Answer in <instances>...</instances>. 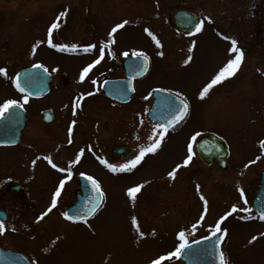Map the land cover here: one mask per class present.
Segmentation results:
<instances>
[{"label": "rangeland", "instance_id": "1", "mask_svg": "<svg viewBox=\"0 0 264 264\" xmlns=\"http://www.w3.org/2000/svg\"><path fill=\"white\" fill-rule=\"evenodd\" d=\"M177 8L192 11L199 17V36L178 35L171 28L170 17ZM87 21L106 30L127 21L116 31V48L143 50L153 60L151 73L138 86L137 96H142L141 88L151 85L184 92L181 94L186 92L191 103L188 126L214 130L226 140L227 167H205L196 159L195 164L183 168L181 163L187 156L179 142H174L169 149L173 140L170 136L162 149L146 157V164L141 168L115 172L108 177L101 169L91 167L93 172H99L101 178L97 176L96 181L105 200L87 224L64 222L56 210L47 221L43 219L34 225L33 218L44 208L40 206L43 199L59 185L54 177L38 178L25 173L33 161L44 164L43 157L47 156L58 162L66 159L69 166L73 165L84 136L98 134L101 144L104 142L107 129L103 130L102 122L105 120L110 132L114 131L115 142L119 141V135L130 130L125 134L126 143L139 151L157 138L153 132L155 127L142 115L149 101L137 98L132 100L129 110L109 109L101 98L87 95L90 86L75 81L80 79L83 62L72 61L61 55L63 50L51 46L76 43L83 35L90 38L91 32L84 28ZM54 22L58 27L49 32ZM263 23L264 0H0V68L6 70V74H0V104L8 99L16 100L26 112L21 142L16 147L0 149V196H10L3 186L6 182L20 185L24 192L19 195L18 212L11 208L12 214L18 215L20 229L0 234V241L5 238L22 244L37 264H150L151 260L175 251L181 243L178 237L181 231L189 240L207 232L219 215L230 213L223 222L228 232L225 263L264 264V224L240 227L247 219L241 221L230 212L233 205L237 204L238 208L241 190L243 196L252 194L256 176L264 169V147L261 146L264 141V44L259 36ZM145 29L161 42L157 44ZM233 40L242 54L241 62L233 76H228L225 89L213 95L211 106L206 108L200 92L235 58L236 53L230 51ZM242 47L247 49L244 54ZM218 57L222 62L211 59ZM34 62L52 74V81L45 96L35 99L27 96L25 102L26 95L14 84V74ZM64 75L74 81L67 83ZM190 81L196 89L191 96ZM78 102L83 111L77 109ZM43 109L52 111L51 124L41 121ZM73 121L76 122L73 141L64 146L67 137L63 131ZM84 153L86 162L91 153ZM88 159L89 164L93 163ZM16 164L20 170L17 178L13 173ZM177 165L181 166L176 168ZM83 168L70 167L69 171L76 170L73 172L76 173ZM173 169L176 171L169 177ZM137 185L141 186L140 190L134 198L129 197L127 189ZM75 190L76 180L67 177L60 192L61 205L71 200ZM24 196L36 205L28 209ZM12 202L7 200L3 204L11 206ZM202 214L204 218L200 220ZM133 217L137 225L132 224ZM161 264L183 263L178 256H173Z\"/></svg>", "mask_w": 264, "mask_h": 264}, {"label": "flooded vegetation", "instance_id": "2", "mask_svg": "<svg viewBox=\"0 0 264 264\" xmlns=\"http://www.w3.org/2000/svg\"><path fill=\"white\" fill-rule=\"evenodd\" d=\"M197 23H200V19L198 16H197ZM170 26L172 29L176 30L178 35L181 34V35H185V36H192V38L199 36L198 35L199 31L192 33V31H196L195 27L190 32L180 31L172 23V14L170 17ZM84 28H86L88 33L91 32L90 38L87 39V35H85V36L83 35V37L82 38L80 37L76 43H72V44H66L65 43L64 45L67 47L65 48V50L62 51L61 55L68 57L72 61H74L75 59H77L78 62L82 61L83 66L82 65L81 66L83 68H85L89 64H93L94 61L99 59V62L93 64V67L89 70L88 76L84 77L83 80H81V79L75 80V81H77V83L85 82L87 84V86H90V90H89L90 94H87V95H91V97L95 96V98L96 97L101 98L104 102H106L109 105V109L112 108L113 110L116 108L129 110V106H130L133 99L139 98V99H142L146 103H147V101H149L148 107L145 108L142 115H143V117H145L146 122L148 124H151L156 128L157 125H164V124L159 123V122H155L148 117V111H149L150 106L152 104L151 93L155 89L169 92L170 94L179 98L181 101L186 102L188 104V110L186 113L183 114L182 119H180L178 122H175L172 125H170L169 127H167V131L165 132L163 137H159L158 135L156 136L157 138H155V140L156 139L161 140V146L158 149L159 150L162 149L163 146L167 142H169L168 138L170 136H173L172 144L169 146V149L172 147L174 142H179L181 151L186 156H188L189 145L191 144L192 159L190 160V162L187 165H184L182 162L181 164H182L183 168L190 167V165L193 163L195 164L196 159L198 160L199 164H201L205 167L212 166V165H217L219 167V161L215 160V161L211 162L210 164H206L204 161H202L197 156V154L195 152V143L199 138L207 135L208 133L213 132V133L217 134V132L214 130H211V129L207 130L206 128H201V127L195 128L194 126H188V122H189L188 119H189V116L191 114V103H189L190 100L188 98L189 97L188 94H186V92H185V94H181L184 92L179 93L177 91H173V90H170L169 88L159 86V85H151L148 87L145 86V88H141L142 90L140 89V91H142L143 94H142V96H137L138 86L143 84L144 81L146 80V78L151 73V69L153 66L152 57L150 55L146 54L143 50L130 51V50H126V49L116 48L115 38H116V31L117 30L115 32H112V29L114 28V26L111 27L110 29L107 28V30H106L105 28H103L100 25L97 27H94L92 22L87 21L84 25ZM110 33H111V35H110ZM259 36H260V38L262 37L261 33ZM156 40H158V39L156 38ZM159 42H161V41H159ZM72 45H75L76 47L73 49L71 47ZM101 47H103V49H104L102 57H101V52H100ZM85 48H88L89 50L85 51L84 50ZM241 51L244 54L247 52V49L242 47ZM134 52L143 53L144 56H147L148 59H147V65H146L145 71H142L143 70V63H144L143 59L139 58V59H134V60H128V58H130L132 56H136V55H133ZM124 53H127V55H124ZM232 54H233V52H232ZM137 57H143V56H137ZM211 59L214 60L216 63L222 62L221 57L211 58ZM34 63H38V62H34ZM34 63H32V64H34ZM25 67H27V66H25ZM135 74H137V75H135ZM231 76H233V75H231ZM63 77H64V80L67 81V83L71 82L73 80L68 76L66 77V75H64ZM227 78L228 77H226L225 79H223L219 83L213 85V87L211 89H209V91L206 93V95L202 98L206 108H207V105L211 106L213 95H215L219 90L225 89ZM93 81H95V83H93ZM106 81H108L110 83L111 88L113 89L112 90L113 96H107L102 91V84ZM128 83L131 84L132 91L127 97V91L126 90H127ZM193 90L196 91V89L192 85V81H190V86H189V91H188L190 96H191V93L194 92ZM85 97H86L85 94H83L82 98H85ZM35 98H39V97H34L33 99H35ZM98 98H96V99H98ZM77 109L83 111L82 105L79 102L77 104ZM43 110L40 111V114ZM143 117H142V119H143ZM53 120H54V115L52 113V120L48 123H44V122L43 123L44 124H49V123L51 124L53 122ZM25 122H26V118H25ZM75 124H76V122L74 124L70 123V125L72 127L71 135H69V131L67 129L68 124H66V126H65L66 129H64L63 133L67 137V140H66V143L64 146L69 145L70 140L73 141L72 135L76 131L74 129ZM204 125L206 126V124H204ZM24 126H25V123H24ZM24 126L20 131L19 139L16 143H14L13 145H0V149L1 148L16 147L21 142V137H22ZM102 126L104 128L103 130L107 129L105 131V134H104L105 135L104 142H102V144H101L99 137H98V134H95L94 136H92V135L84 136V138L81 139V144L77 147V150H76V152L80 153V154H78L80 156V159L78 161H76L75 163H73V165L69 166L70 164L67 163V161H65L66 160L65 159L62 162L52 161V163L57 165L56 168H53L51 166V164H49L48 161L46 160V163H44V164L32 163V165L30 167L25 168V169H27V170H25V173H31L34 175H38V178L39 177L40 178H46L48 176L54 177L55 178L54 180H56V183H58V185L60 184L61 180L66 181L67 177L69 179H72V180L75 179L77 184H78V176L81 175V173H83L87 177L91 176L93 179L96 180L97 176H99V174H98L99 172L97 171L99 169H101L102 172L105 175H107L108 177H111L112 175L114 176L115 173L112 172L111 170H109V168L106 167V165H104V164L100 165L99 164L100 162H99V159H97L98 157L106 160L109 164H115V165H116V163L124 164L128 160L134 159V157L136 155H138L140 151L137 150L135 147L129 146L126 143L127 139L125 137V134L128 132H131L130 130L124 131V134L119 135L120 137H123V138L121 139L118 136L119 141L115 142L116 138H115L114 131L112 129L110 132V130H109L110 128H108V120H105L104 122H102ZM202 127H203V125H202ZM156 129L158 130L157 131L158 133L160 131L164 130L162 128H156ZM197 133H199V135H196ZM126 136H128V135H126ZM176 136H178V137L180 136L181 138L180 139L176 138V140H174ZM193 136H195V139H192ZM89 142H91L92 144L91 145L88 144ZM228 149H229V146H228ZM81 150H83V151H81ZM84 152L91 153L90 157H88V155H87V160L89 161L88 158H90V160L93 161V163H90L91 165L88 163L87 160H86V162H84L85 161L84 155H83ZM100 152H103L104 154L102 153V155H100ZM156 152H158V151H156ZM155 153L146 154L144 156V158L142 159L141 163L138 164L134 169L141 168V167H143V165L145 166L146 157L152 156ZM94 163L97 166H95ZM82 166L84 168L81 170H77L76 173H73L76 170L75 171L73 170L72 173L69 171L70 167H72V169H76L77 167H82ZM85 167H87L88 169L87 168L85 169ZM91 167L96 168L97 169L96 172H93ZM226 167H227V161L225 163V167H222V168L219 167V168L224 169ZM60 168H64L66 171L61 172V171H59ZM261 171H259L257 176H256V185H255V188H254V191L252 192V194L249 197L248 196H243V197L239 196V198H237V202L240 206L242 204L249 205V207L247 208V209H249V211H243V209H241V207L239 205H238V208L236 209L235 212L232 211L233 206L230 208L231 214L237 215L241 221L247 219L246 224H242V225H240V227L241 226L244 227V226H247V225L252 224V223L264 224V220L260 219V217L251 208V201L254 197V193H255L256 189L258 188ZM13 173H14L16 178L20 176L19 166L17 164H16V168L14 169ZM22 176H24V174H22ZM3 186L8 191V194L10 196H0V221H3L5 224V230L3 232H0V234H3L5 232H14V231L18 232L20 229L18 226V219L19 218H18L17 214L16 215L12 214L11 208H13L15 212H18V210H19L18 205H19V201H20L19 195L21 192H23V190L21 189L20 185L12 184L11 182H6ZM10 193L12 194V196ZM54 193H51L50 195H53ZM77 194H78V187H77V190H75V193L72 196L71 200L68 203H65L64 206L61 205V203H60V200H59V197L61 196V194H60L57 197V200H59V201L56 203L55 207L51 208L50 211H49V207H50L51 202H52V196H50V195L45 196L46 199H43V201H44L43 204L42 203L40 204V206L44 205V208L39 213H37L35 218H33L32 223L35 225V223L37 221L41 222V220H43V219L46 220V218L52 217V214H51L52 212L59 210L60 211L59 217L62 218L61 220H64V222H68V223L73 224V225L87 224L97 215V213L99 212V209L102 206L105 198L103 196L101 198V201L99 202L98 206L96 207L95 211L91 215H89L87 218H85L86 222L84 220L70 221L64 217L63 213H65L67 211V209L71 205H73L76 198L78 197ZM24 197H26V196H24ZM26 199L29 203L28 209H31L32 206L36 205L35 202L31 203V201H29L27 197H26ZM7 200H11V202L13 201L15 203V206H13V202H12L11 206L10 205H4L3 202H5ZM235 205L237 206V204H235ZM42 213H46V214L42 216L41 215ZM221 216H223V215L221 214V215H219V217H217L218 218L217 221L220 219ZM223 222H224V220L220 222L221 231L216 232L215 235L213 234L212 229L216 226V223L213 224V226H211L207 232L202 233V234L198 235L197 237H194V238L187 240V243L194 241L196 239H199L201 237H206V236H211V235H212L211 237H213V235H214V238H216V239L211 240L214 243V241L217 242V240L220 239L221 236H223V239L220 240L219 248H220L221 252H223L224 260H225V249H224V247L226 246V243L228 241V237H227L228 232H227L226 227L224 226L225 223H223ZM50 223H52V221ZM45 226L50 227L49 224H46ZM2 238L3 237L1 236V240H2ZM21 245L22 244H20L16 241L11 242V241L6 240L5 238H3L2 242L0 241V248L1 249L20 252V253L24 254L31 261V263L37 264L31 258L29 253L26 252V249L24 247H21Z\"/></svg>", "mask_w": 264, "mask_h": 264}, {"label": "water", "instance_id": "3", "mask_svg": "<svg viewBox=\"0 0 264 264\" xmlns=\"http://www.w3.org/2000/svg\"><path fill=\"white\" fill-rule=\"evenodd\" d=\"M173 23L182 31L191 30L196 23V16L194 13L178 9L173 14ZM264 42V29L262 31ZM143 59V57L132 56L128 60ZM38 65V64H34ZM29 67L19 70L14 79H19L21 87L25 89L24 93L36 97L46 94L49 90V81L51 79L50 73L43 67ZM147 63H143V70L145 71ZM140 73V72H139ZM137 75V74H135ZM103 93L107 96H113L111 85L108 81L102 84ZM127 97L131 93V84L127 85ZM152 105L148 111V117L155 121L164 124L166 127L168 120L172 118L175 110L180 107V99L162 90H153L151 93ZM41 119L47 123L52 120V113L50 110H44L41 113ZM25 111L21 105L9 108L2 116H0V145H12L19 139V134L24 126ZM195 152L197 156L206 164H210L214 160H219V165L223 167L225 160L228 156V148L225 140L214 134L208 133L207 135L199 138L195 143ZM79 180V195L73 205L67 209L69 215H75L78 211H82L90 207L89 202L93 199L98 200L101 198L93 191L91 181L84 175L78 176ZM98 206V205H97ZM253 209L259 214L264 211V171L260 174V186L255 193L252 201ZM89 215L86 216V218ZM76 221V220H73ZM216 234V233H215ZM214 234V235H215ZM213 237H203L187 244L181 250L180 258L185 264H220L219 258V244ZM0 264H31L26 256L23 254L0 249Z\"/></svg>", "mask_w": 264, "mask_h": 264}, {"label": "snow or ice", "instance_id": "4", "mask_svg": "<svg viewBox=\"0 0 264 264\" xmlns=\"http://www.w3.org/2000/svg\"><path fill=\"white\" fill-rule=\"evenodd\" d=\"M60 15H63V13H61ZM57 19H59V17H57ZM123 23H127V21H124ZM123 23L122 24H117L113 29H112V32H115L118 28H121L123 26ZM58 27V24H56L55 22L51 25L50 29H49V32H51V29L52 28H57ZM201 29V24L200 23H196L195 24V30L198 32L200 31ZM146 32H148V35L149 36H152V39L153 40H156V37L148 30V29H145ZM111 35V33H110ZM157 44H159V41L156 40ZM49 44L51 45V40H49ZM53 47H57L59 48L60 50H65V48L67 46L65 45H51ZM35 45L33 46V51H35ZM73 49L76 47L75 45H72L71 46ZM85 51H88L89 49L88 48H85L84 49ZM103 47H101V57L103 56ZM230 51H233L236 53L235 55V58L234 59H230L227 64L220 69V71L217 73V75L210 81L209 84H207L204 89L200 92V97L203 98L206 93L209 91V89L212 88L213 85L219 83L220 81H222L223 79H225L226 77L228 76H231L234 74V72L237 70L240 62H241V52H240V49L236 47V41L233 40L232 41V49H230ZM124 55H127V53H124ZM133 55H136V56H143L144 58V63H147V56H144L143 53H138V52H134ZM190 59V58H189ZM99 62V59L94 61L93 64L95 63H98ZM185 63H188V60H185ZM93 64H89L87 65L81 72V76H80V79L83 80L85 75L89 72V70L93 67ZM34 67H42V65H34ZM0 74H6V70L4 68H0ZM14 83L16 85V87L19 89V91L21 92H24L25 89L23 87H21L20 83H19V79H15L14 80ZM93 83H95V81H93ZM27 99L28 97L25 96L24 97V100L25 102H27ZM180 107H178L175 112L173 113L172 115V118L168 120L167 124L168 125H172L173 123L175 122H178L180 119L183 118V114L187 112L188 110V104L184 101H180ZM18 106V101L16 100H12V99H8V100H5L3 102V104H0V116H2L6 111H8L9 108H12V107H16ZM73 124L75 123V121L72 122ZM156 128H162L164 129L163 131H160L159 133H156ZM156 128L153 129V132L154 134L158 135L159 137H163L165 132L167 131V127L165 125H157ZM69 135H71V132H72V127L71 125L69 126ZM196 135H199V133H197ZM150 140H152L153 138L152 137H149ZM192 139H195V136H193ZM71 142V141H69ZM161 146V140L160 139H156L153 143H150L148 146L146 147H142L140 149V152L138 155H136L134 157V159H131V160H128L126 163L124 164H120V165H115V164H109L106 160L104 159H101V158H97L99 159V162L101 164H104L106 165V167L109 168V170H111L112 172H124V171H131L132 169H134L138 164L141 163L142 159L144 158V156L148 153H155L157 151V149ZM261 146L264 147V141L261 142ZM83 151V150H81ZM45 160L48 161L49 164H51V166L53 168H56L57 165H55L54 163H52V160L50 159V157H43ZM80 159V156L77 155L76 157V160L75 161H72V163H75L76 161H78ZM192 159V151H191V144L189 145V154L188 156L184 159L183 161V164L184 165H187L190 160ZM33 163H35V161H33ZM250 163H252L250 161ZM181 165H177L176 168H179ZM59 171L61 172H64L66 171L64 168H60ZM176 169H173L172 172H169L168 175L169 177H172L175 173ZM81 175H84L83 173H81ZM87 179L89 181H91V184L93 186V191L95 193L98 194V196L100 198L103 197V192L101 191V188H100V185L99 183L93 179L91 176H88ZM64 183L65 181L64 180H61L60 181V184H59V187L56 188V191L55 193L53 194L52 196V202H51V205L49 207V211L51 210V208L55 207L56 203H57V197L60 195V192H61V189L63 188L64 186ZM140 185H137V186H134V187H130L127 189V194L129 197H132L134 198L135 197V194L140 190ZM241 196L243 197V191L241 190ZM201 200H204V197L201 196ZM207 202L205 201V204ZM90 204V207H87L86 209L82 210V211H78L74 216L73 215H69L67 212L63 213L64 217L67 219V220H84L86 222V216L87 215H91L97 205H98V200L97 199H93L92 201L89 202ZM232 211L235 212L236 211V206L233 205L232 207ZM243 211H249V209L245 208L243 209ZM46 213H42L41 215H45ZM230 213H225V216H221L220 219L216 222V226L212 229V232L213 234H215L216 232H220L221 231V228H220V222L223 221L225 219V217L227 215H229ZM203 214L201 215L200 217V220H203ZM260 219L264 220V211H262L260 213ZM200 221H197V223H199ZM132 224L133 225H137V221H136V218L133 217L132 218ZM193 229H195L196 225H192ZM5 230V224L3 221H0V232H3ZM226 231V230H225ZM141 236H143L144 234L141 232L140 233ZM178 237H179V240L181 241V243L176 247L175 251L174 252H169L167 253L166 255H161L159 257H157L156 259H153L150 261V264H161L162 261L166 260V259H169L173 256H179L180 253H181V250L184 249L186 246H187V240L185 238V233L183 231H181L180 233H178ZM223 239V236L220 237V239L217 240V244L220 243V240ZM256 237L253 236L252 237V240H255ZM219 258H220V264H225V260H224V254L223 252H219Z\"/></svg>", "mask_w": 264, "mask_h": 264}]
</instances>
